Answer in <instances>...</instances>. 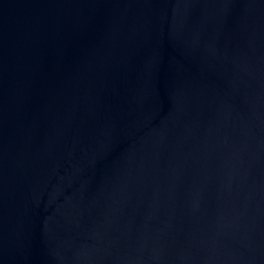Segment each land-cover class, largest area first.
<instances>
[{
	"label": "water",
	"instance_id": "water-1",
	"mask_svg": "<svg viewBox=\"0 0 264 264\" xmlns=\"http://www.w3.org/2000/svg\"><path fill=\"white\" fill-rule=\"evenodd\" d=\"M0 264H264V0H0Z\"/></svg>",
	"mask_w": 264,
	"mask_h": 264
}]
</instances>
